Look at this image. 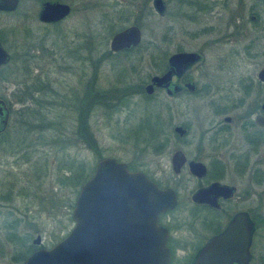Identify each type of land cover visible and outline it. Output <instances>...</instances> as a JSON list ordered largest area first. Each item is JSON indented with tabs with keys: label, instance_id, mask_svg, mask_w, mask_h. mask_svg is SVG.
I'll return each mask as SVG.
<instances>
[{
	"label": "rangeland",
	"instance_id": "1",
	"mask_svg": "<svg viewBox=\"0 0 264 264\" xmlns=\"http://www.w3.org/2000/svg\"><path fill=\"white\" fill-rule=\"evenodd\" d=\"M41 1L18 0L13 10L0 11V41L10 56L0 66V98L14 113L24 108L12 94L27 76L39 77L52 90L45 95L34 93L42 100L40 104L26 102L45 114L42 129H24L22 120L28 110H23L21 123L17 115H9L0 132V264H21L40 247L31 243L35 235L40 236L41 246L49 247L67 234L78 188L91 176L97 160L112 157L127 163L131 170L164 168V172L156 170L149 175L165 178L174 124L189 121L195 130L199 121L210 116L208 103H219L233 116L242 108L232 104L264 99V83L256 79L257 71L264 69V0H195L206 5L164 0L162 15L152 9L151 0H58L69 4L71 11L56 26L37 20ZM140 15V45L130 54L102 58L97 65V85L108 89L138 79L144 82L158 73L149 52L158 55L180 48L202 54L190 76L198 87H208L211 92L168 99L156 90L152 98L144 93L132 95L128 105L115 112L97 108L88 119L94 140V148H90L73 134L74 104L92 63L108 50L110 35L135 23ZM26 50L34 57L22 62ZM24 63L29 71L25 75L21 74ZM247 85L248 90L244 88ZM164 103L169 104L170 114L164 111ZM153 109L167 140L161 134L144 138L143 121ZM32 118L28 120L34 122ZM161 143L167 144L162 148Z\"/></svg>",
	"mask_w": 264,
	"mask_h": 264
},
{
	"label": "flooded vegetation",
	"instance_id": "2",
	"mask_svg": "<svg viewBox=\"0 0 264 264\" xmlns=\"http://www.w3.org/2000/svg\"><path fill=\"white\" fill-rule=\"evenodd\" d=\"M45 1L60 2L58 0H42L37 13ZM200 4L206 5L204 2H200ZM67 5L69 11L60 21L70 14L71 7L69 4ZM113 6L115 5L113 4ZM165 7L164 2V11ZM142 11L140 9L139 13ZM141 18V15L135 17V23L130 24L139 29V43L128 49L115 52H112L108 47V51L112 55H117L124 50H136L140 45L141 31L138 23ZM249 19L253 20L254 16L250 15ZM60 21L41 23L56 26ZM0 44L2 46L1 41ZM180 52H195L200 55V59L182 71H176L174 68L165 85L162 87L153 86L151 93H146L144 87L150 82V78L153 75L168 72L170 70L169 57ZM148 56L151 65L156 69L159 66L160 70L157 69L158 73L151 74L148 80L141 84L145 96H152L156 90H159L168 99H177L183 96L194 98L210 94V88L198 87L196 81L190 76V70L202 59V54L199 51H184L177 48L172 53L162 51L158 55H153L152 52H149ZM137 61L134 60V62ZM153 63L158 64L154 65ZM244 94H248V92ZM263 102L264 99L258 102L232 104L233 108H242L239 114L233 116L227 115L226 107L219 103H208L210 116L199 121L195 130L191 129L189 121L174 124L171 127L174 141L170 146L169 173L165 178L149 175L155 173L156 170L158 173L164 172V168H152L150 172L148 169L144 171L131 170L124 162L127 170L140 171L159 189L168 188L174 193V206L159 213L156 218V223L166 231L165 245L169 254L167 264H192L210 239L224 233L228 234L224 242V244L230 245L228 252L243 253V250H238V248L245 244L249 255L246 264H264ZM4 103L9 110L6 101ZM163 108L167 114H170L169 104L164 103ZM258 117L262 119H258ZM166 120L169 121V119ZM176 126L182 128L183 131L180 134L174 131ZM161 136L167 140L166 134H161ZM161 144L164 148L167 143ZM175 152L180 153L182 157V163L177 171L171 166V157ZM190 163L197 165L192 168ZM177 208H180L179 214H175ZM230 264L238 263L236 260H231Z\"/></svg>",
	"mask_w": 264,
	"mask_h": 264
},
{
	"label": "water",
	"instance_id": "3",
	"mask_svg": "<svg viewBox=\"0 0 264 264\" xmlns=\"http://www.w3.org/2000/svg\"><path fill=\"white\" fill-rule=\"evenodd\" d=\"M17 2L0 0V10H13ZM151 6L156 14L164 13L163 0H152ZM68 11L65 3L45 1L37 19L43 23L57 22ZM139 41V29L130 25L115 32L108 47L115 52L135 46ZM199 59L200 55L195 52L171 55L170 70L153 75L144 87L145 92L149 94L153 86L165 85L174 68L182 71ZM8 61L9 54L0 44V66ZM256 78L264 82L263 68L257 71ZM7 119L8 109L0 99V132ZM174 131L180 134L183 130L176 126ZM181 163L180 153L175 152L171 166L177 171ZM196 165L190 163L192 168ZM174 201L171 189H159L144 173L128 171L124 162L112 157L100 159L94 164L91 176L79 186L70 213L72 227L67 234L50 247L34 249L21 264H167L166 231L156 223V218L171 209ZM227 236L224 233L210 239L192 264H230L231 260L246 264L249 255L245 244L238 248L243 253L228 252L230 245L224 244ZM31 243L39 246L40 236L35 235Z\"/></svg>",
	"mask_w": 264,
	"mask_h": 264
},
{
	"label": "trees",
	"instance_id": "4",
	"mask_svg": "<svg viewBox=\"0 0 264 264\" xmlns=\"http://www.w3.org/2000/svg\"><path fill=\"white\" fill-rule=\"evenodd\" d=\"M187 3H194V4H200V2L197 1H191L186 0ZM204 5V4H203ZM55 26V25H54ZM108 30L111 32V26H108ZM33 46V45H32ZM130 50H124L120 53L122 54H130ZM112 54L105 50L101 56L94 60V63H92V71L88 77V79L85 81L82 94L81 96L76 100L74 104V110H76V127L74 128V136L80 137L87 146L90 148H94V140L91 132L89 131L88 126V119L90 114L93 110L97 108H101L102 110L112 111L115 112L123 107H125L127 102L129 101V98L132 95L136 94H143L141 84L143 83L142 80L138 79L137 83H131V84H123L122 86H114L112 88H101L97 85V65L100 62L102 58H106L108 56H111ZM23 60L22 62H27L30 59L34 57L32 54H28V51L23 54ZM26 57V58H25ZM29 59V60H28ZM28 64V63H27ZM27 64H23V75L28 74L26 72L27 70ZM154 65L158 63H153ZM134 68V67H133ZM132 68V69H133ZM158 70H160L159 66L157 67ZM135 68L133 69V72H135ZM1 73V71H0ZM8 74H10L8 72ZM5 76H2V78ZM250 86H245L244 88L246 90L249 89ZM40 92L41 95H45L47 92H51L50 86L48 83H45L43 80H40L37 76L32 77H23L19 83L16 90L13 92V96L16 98V101L20 104L24 103L25 106L22 109L16 110L17 112H13L11 109H9V115H17L19 117V122L21 123V117L22 114L20 111H26L28 113L27 118L25 120H22V124H24V129H27V127H35L38 129H42L45 122V114L39 109L30 108L29 106H26L27 101H33L34 103L40 104L42 102L41 99L38 98V94H34L35 92ZM243 93H246V91H243ZM36 95V96H35ZM146 98H152V96H145ZM3 98V97H1ZM10 106L8 105V108ZM157 109V108H156ZM156 109H153L152 114H146L149 117L143 121V125H145L146 128H144L146 131V135L144 138H148L149 140L154 138L155 136L158 137V135L163 133V130L161 129V120L157 117L158 115L156 112H154ZM29 116H33L32 120L34 119V122L29 121ZM143 117L142 119L146 118ZM147 139V140H148ZM72 164L68 167V171L71 172ZM129 168H132L129 166ZM77 176V175H75ZM73 176L68 177V179H72ZM31 249H33V246H30Z\"/></svg>",
	"mask_w": 264,
	"mask_h": 264
}]
</instances>
